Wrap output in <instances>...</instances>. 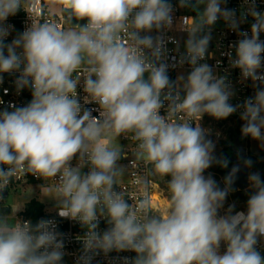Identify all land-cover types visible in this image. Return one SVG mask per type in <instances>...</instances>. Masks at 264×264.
Listing matches in <instances>:
<instances>
[{"label": "clouds", "instance_id": "1", "mask_svg": "<svg viewBox=\"0 0 264 264\" xmlns=\"http://www.w3.org/2000/svg\"><path fill=\"white\" fill-rule=\"evenodd\" d=\"M61 2L67 22L86 18L87 23L68 30L51 22L33 23L5 45L8 30L2 22L21 8L28 11L29 0H0V73L21 70L23 65L17 89H32L29 104L0 112V190L18 174L58 176L51 196L58 201L59 216L87 229L80 264H90L88 253L113 250L134 251L131 264H264L256 247L264 237V181L259 173L250 174L255 192L247 211L232 214L230 206L218 216L238 169L225 178L223 190L206 178L203 173L214 162L227 167V161H217L205 130L198 123L191 125L203 114L224 119L242 107V135L264 143V90L233 106L225 78L199 63L211 37L198 34L219 18L238 29L235 11L222 8L223 0H196L205 7L197 21L187 20L189 38L181 63L187 61L192 71L181 96L167 75L168 66H157L144 53L150 49L159 59L161 41L140 35L171 26L168 0ZM191 4L192 0H180L181 7ZM244 15L254 19L251 37L241 33L231 64L242 78L264 81L258 75L264 14L253 4ZM81 75L85 92L102 108L100 118L81 112L76 93ZM165 102L166 115H161ZM121 135L138 142L135 156L154 174L170 176V204L164 212L153 210L146 199L129 204L123 191L114 190L124 174L118 165L123 153L110 138ZM74 158L79 161L76 166L71 163ZM86 165L89 171L83 173ZM101 217L110 225L102 234L97 231ZM221 242L226 244L223 254ZM63 249L54 221L42 219L33 226L0 216V264H60Z\"/></svg>", "mask_w": 264, "mask_h": 264}, {"label": "built area", "instance_id": "2", "mask_svg": "<svg viewBox=\"0 0 264 264\" xmlns=\"http://www.w3.org/2000/svg\"><path fill=\"white\" fill-rule=\"evenodd\" d=\"M168 3L172 6L171 26L162 27L159 30L153 29L151 32H141L140 35H148L154 40L158 38L161 41V56L159 59L151 56L150 49H145L144 53L150 59H153L157 66L161 63L168 66L167 75L175 86L174 90H178L180 95L183 96V83L192 71V66L187 61L181 63V59L186 55V41L189 38V25L187 20L197 21L201 12L197 8L196 0H192V4L188 7H181L180 0H168ZM253 4L256 11L264 14V0H223L221 4L222 8L235 11L236 19L239 21L238 29H231L223 18H219L210 29L206 28L204 32L199 33V36L210 34L211 37L205 58L199 61V63H207L211 67L214 76L225 78V82L233 92L229 100V103L233 106L242 105L246 99L254 97L257 90H264V81L253 82L250 78H242L240 69L232 67L231 64V60L235 59L236 56L235 46L243 38L241 33H247L251 37V25L254 23V19L250 15H246L245 17L244 14L248 12V9ZM27 10L21 8L15 15L9 16L2 22V26L8 30V35L3 40L5 45L11 44L14 39L18 38L25 30L30 28L33 23L51 22L62 30L70 28V22L66 21V13L64 11L56 14L51 13L45 5L44 0H29ZM86 23L87 19L85 18ZM77 24L80 25V20ZM259 39L264 41V33L260 34ZM18 51L20 50L18 49ZM5 54H7L6 49ZM261 56L262 65L258 70V75L264 76V53ZM22 68L23 65L21 66V70L0 73V112L5 110L13 111L14 107H24L31 102V87H24L18 90L16 86V80L20 76ZM179 73H184L182 76L183 79H180L181 77L179 78ZM76 93L81 105V112L89 111L92 116L100 118L102 108L98 102L93 101L89 94L85 92L83 75H81L77 84ZM166 109L167 102L161 108L160 114L166 115ZM242 111L243 108L240 107L230 115L239 121L241 128L245 123L241 119ZM199 121H192V127H196ZM119 143L122 145V148H120L123 154L118 161V165L124 169V174L117 178L118 184L114 186V190L118 192L123 191L125 193V199L129 204L133 203L135 206L138 201L146 199L153 210L164 212L170 204V201L165 195L164 189L161 187L157 174L153 173L151 166L136 158L135 153L138 142L133 140L131 135H121ZM78 162V159L74 158L71 163L73 166H76ZM88 171L89 166L86 165L82 168L83 173H87ZM58 179V176L56 178L44 179L31 173L18 174L16 178L10 181L6 188L0 190V216L8 217L10 215L11 207L6 204V200L11 194L18 193L26 187L27 189L30 187H38L40 189L43 185H50L56 189L59 183L57 181ZM29 203H27V211L25 210V212L18 215L16 221H28L33 226L42 219L54 221L56 231L62 234L64 241L63 251L65 254L62 257L63 262H60V264H80V258L84 255L82 238L86 235L87 229L78 221L60 217L58 214L59 206L52 211L44 210L34 220L28 213ZM6 207L9 208V211L4 212L3 209ZM246 211L238 210L236 212ZM109 227L110 225L106 219L101 217L98 222L97 231L102 234ZM256 247L261 255L264 256V237L258 238ZM225 250L226 244L221 242L220 254H223ZM88 255L91 256L90 264H131L136 257L134 251L117 252L115 250L107 254L101 251L95 254L88 253Z\"/></svg>", "mask_w": 264, "mask_h": 264}, {"label": "rangeland", "instance_id": "3", "mask_svg": "<svg viewBox=\"0 0 264 264\" xmlns=\"http://www.w3.org/2000/svg\"><path fill=\"white\" fill-rule=\"evenodd\" d=\"M44 2L51 13L56 14L63 11L61 0H44ZM197 8L200 12H202L204 5H197ZM77 22V20L73 19L72 22H70L69 29H75ZM183 75L184 73L178 74L179 78ZM199 126L205 130L206 139H209L213 142V156L216 159L220 157L222 153H224L225 149H231L236 137L239 134H242L239 121L231 116H228L224 119H216L208 114H203L202 118L199 121ZM110 140L113 146L122 148V145L119 143L120 136L117 139L110 138ZM242 142L245 144L248 154H262L264 156V143H262L261 141L254 140L251 137L245 136ZM204 174L206 178L211 177L213 180H217L218 188H220L221 190L225 189V179L222 175L214 174L212 171H210L209 168L204 171ZM159 176L160 175H157V178ZM163 185H161V187L164 189L165 195L170 201V192L166 187L165 181H163ZM228 188V194L224 200L223 207L218 211V216H224L230 206L233 208L232 214H234L238 210H247V201L250 195V190L253 188L252 185L250 184V187L245 191L232 190L230 186H228ZM40 189L38 187H30L27 189L26 187L18 193H15L13 195L11 194V196L6 200V204L11 207V213L8 216L10 222H17L16 217L25 212V210L27 209V203H29L33 199L41 202L44 205L43 211H52L59 206L57 199L51 196L55 194L54 188H52L50 185H43V187L41 186ZM241 193H247V196L243 197L241 196Z\"/></svg>", "mask_w": 264, "mask_h": 264}, {"label": "water", "instance_id": "4", "mask_svg": "<svg viewBox=\"0 0 264 264\" xmlns=\"http://www.w3.org/2000/svg\"><path fill=\"white\" fill-rule=\"evenodd\" d=\"M85 25V19L80 20V26ZM245 136L239 134L231 149H228L224 156L227 161V167L224 168L226 177L232 173L234 168L238 169L232 176V182L229 185L232 190L245 191L250 187L249 175H250V167L245 163L247 161L248 153L245 147V144L242 142ZM216 184L217 180H214ZM255 192V189L252 188L250 190V196ZM241 196L246 197L247 193H241ZM249 196V198H250ZM248 198V199H249ZM4 212L9 211V208L6 207L3 209ZM63 262V260H61Z\"/></svg>", "mask_w": 264, "mask_h": 264}, {"label": "trees", "instance_id": "5", "mask_svg": "<svg viewBox=\"0 0 264 264\" xmlns=\"http://www.w3.org/2000/svg\"><path fill=\"white\" fill-rule=\"evenodd\" d=\"M228 149H225L224 153H222V155L220 157H218L216 160L220 161V160H225V152ZM247 160H251V166L250 167V173H259L260 178L262 181H264V156L262 154L259 155H254L252 153L248 154ZM224 166H222L220 163H216L214 162L210 167V171H212L214 174L216 175H222L224 177V179L226 178V174L224 171ZM203 175L205 176V174L203 173ZM159 182L161 183V185H163V181L166 182V187L167 186V182L168 180H170V176L167 177H162L159 176L158 177ZM164 187V185H163ZM44 209V205L37 201V200H31L30 203L28 204V213L29 215L36 220V218L42 214ZM27 211V209H26Z\"/></svg>", "mask_w": 264, "mask_h": 264}, {"label": "flooded vegetation", "instance_id": "6", "mask_svg": "<svg viewBox=\"0 0 264 264\" xmlns=\"http://www.w3.org/2000/svg\"><path fill=\"white\" fill-rule=\"evenodd\" d=\"M250 196V195H249ZM249 198V197H248Z\"/></svg>", "mask_w": 264, "mask_h": 264}]
</instances>
